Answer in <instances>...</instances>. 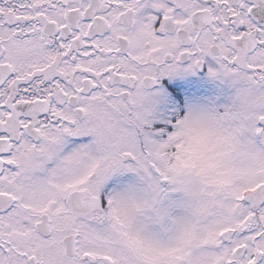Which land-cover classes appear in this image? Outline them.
Wrapping results in <instances>:
<instances>
[{
	"label": "snow or ice",
	"instance_id": "snow-or-ice-1",
	"mask_svg": "<svg viewBox=\"0 0 264 264\" xmlns=\"http://www.w3.org/2000/svg\"><path fill=\"white\" fill-rule=\"evenodd\" d=\"M0 264H264V0H0Z\"/></svg>",
	"mask_w": 264,
	"mask_h": 264
}]
</instances>
